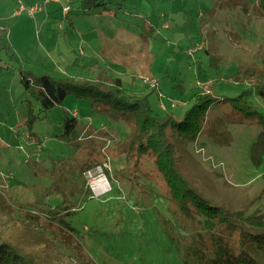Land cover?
<instances>
[{
  "label": "rangeland",
  "instance_id": "1",
  "mask_svg": "<svg viewBox=\"0 0 264 264\" xmlns=\"http://www.w3.org/2000/svg\"><path fill=\"white\" fill-rule=\"evenodd\" d=\"M70 2L65 18L66 0H0V238L45 264H182L220 248L238 254L237 233L195 210L190 218L180 213L154 157L131 153L135 129L117 114L73 96L48 113L33 102L40 119L30 131L21 71L77 84L119 78L176 122L198 91L249 92L247 102L264 115V98L244 74L264 66L259 0H107L111 11L92 15L81 13L80 0ZM36 5L42 10L33 17ZM65 111L79 121L68 142L60 139ZM261 132L256 120L216 103L196 141L172 129L168 140L204 197L259 217L264 156L256 165L252 151ZM96 179L109 183L106 193L92 191ZM246 246L264 264V254Z\"/></svg>",
  "mask_w": 264,
  "mask_h": 264
},
{
  "label": "trees",
  "instance_id": "2",
  "mask_svg": "<svg viewBox=\"0 0 264 264\" xmlns=\"http://www.w3.org/2000/svg\"><path fill=\"white\" fill-rule=\"evenodd\" d=\"M66 2L70 4L72 11L70 0ZM112 6L113 4L107 0H80L78 9L84 15L102 14L109 13ZM259 7L264 16V0H259ZM3 36L4 31H0V37L3 38ZM142 44L145 47V41ZM149 57L147 55L142 59L147 60ZM244 74L258 94L264 98V66L248 68ZM106 79L112 84L108 85L100 80L77 84L68 78L34 76L21 71V84L28 97L26 102L30 117L28 120L30 131L31 123L40 119L39 114L34 113L33 102L38 105L40 113H48L61 105L68 96H73L79 100L89 101L95 111L117 114L131 123L135 129V135L129 142L131 153L136 152L137 155L150 153L154 157L156 170L165 181L170 197L180 213L190 218L195 210L197 214L206 218L208 224L214 225L213 222L218 220L229 233H237L239 236L238 254L227 248H220L211 258L204 260L194 255L193 257L185 256L182 264H262L251 255L246 243L255 247L257 252L264 254V215L258 217L255 214H248L247 211L232 212L226 204L209 201L197 186L187 166L186 157L180 153L176 144L168 140L169 129H172L174 133L178 132L182 135L186 141H196L205 127L211 107L216 103L228 104L232 110L248 120H256L262 127V132L252 151L253 160L256 165H259L264 156V115L247 102L246 97L249 92H244L235 98H215L210 93L198 91L193 94L194 104L185 113L183 121L176 122L171 115H162L153 109L150 94H136L126 90L123 88L122 79ZM77 116V113L64 112L63 134L60 139L68 142L78 137ZM56 219V217H49L48 220ZM0 264L45 263L36 254L27 253L25 249L18 247L10 240L0 238Z\"/></svg>",
  "mask_w": 264,
  "mask_h": 264
},
{
  "label": "built area",
  "instance_id": "3",
  "mask_svg": "<svg viewBox=\"0 0 264 264\" xmlns=\"http://www.w3.org/2000/svg\"><path fill=\"white\" fill-rule=\"evenodd\" d=\"M60 1L61 0H45V5L48 4V3H58ZM22 9H24V7H22ZM41 10L42 9L40 8V5H36V6L31 7V9L29 10V14L34 17L36 12L41 11ZM62 10H63V15L66 18L67 15L69 14V12L71 11L70 4L66 2L65 5L63 6ZM105 166H107V165H105ZM95 183L104 184L103 180H100V179H96ZM106 184H108V183H106ZM94 185H95L94 182H92L91 189H92V191L97 192L96 186H94Z\"/></svg>",
  "mask_w": 264,
  "mask_h": 264
},
{
  "label": "bare ground",
  "instance_id": "4",
  "mask_svg": "<svg viewBox=\"0 0 264 264\" xmlns=\"http://www.w3.org/2000/svg\"><path fill=\"white\" fill-rule=\"evenodd\" d=\"M94 186H96V190H97V195H102L106 192V188H108V184H102V183H95L94 182Z\"/></svg>",
  "mask_w": 264,
  "mask_h": 264
},
{
  "label": "crops",
  "instance_id": "5",
  "mask_svg": "<svg viewBox=\"0 0 264 264\" xmlns=\"http://www.w3.org/2000/svg\"><path fill=\"white\" fill-rule=\"evenodd\" d=\"M66 18H68V17H66ZM76 114V113H75Z\"/></svg>",
  "mask_w": 264,
  "mask_h": 264
}]
</instances>
